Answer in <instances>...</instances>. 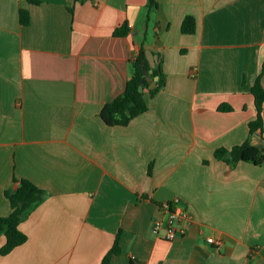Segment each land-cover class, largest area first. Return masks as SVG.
<instances>
[{"label":"crops","instance_id":"0c3cea01","mask_svg":"<svg viewBox=\"0 0 264 264\" xmlns=\"http://www.w3.org/2000/svg\"><path fill=\"white\" fill-rule=\"evenodd\" d=\"M156 1L148 21L149 0H0V217L15 180L45 192L0 264H101L119 232L111 264H264V165L215 156L244 144L257 115L264 0ZM141 48L152 65L161 56L165 86L151 97L154 79L148 111L107 126ZM166 203L192 215L174 241L153 230Z\"/></svg>","mask_w":264,"mask_h":264},{"label":"trees","instance_id":"16d2710c","mask_svg":"<svg viewBox=\"0 0 264 264\" xmlns=\"http://www.w3.org/2000/svg\"><path fill=\"white\" fill-rule=\"evenodd\" d=\"M33 5H38L40 0H28ZM156 0H149L147 20H150L151 11L157 9ZM20 23L27 26L30 23L27 11H20ZM129 26L124 23L113 33L115 37H125L129 34ZM196 31L195 20L187 17L182 24L184 34H194ZM154 65L149 61L145 51L141 48L134 61L131 63V76L126 84L125 91L112 102L108 103L101 112V118L107 126H127L136 117L148 111V105L145 100V92L140 93L139 88L144 91L149 89L153 80L158 77L156 88L149 90L151 97H154L164 86L166 77L163 73L162 58L156 55ZM264 65L262 73L255 80L251 94L255 100L257 110L256 118L249 122L248 140L231 150L218 149L215 156L218 160L224 161L231 166H236L239 162L251 163L256 166L264 165V144L258 148L251 144V139L261 130L263 134L264 127ZM219 111L230 112L232 108L229 105L220 106ZM264 141L263 136L261 137ZM15 187L5 192L10 206L11 213L6 217H0V236L6 239L5 245L1 248L0 254L7 256L16 248L27 242V236L20 230V224L27 218L30 211L42 202L45 198V192L27 180L16 181ZM120 233L117 235L113 248L103 258L101 264H111L114 256L121 254Z\"/></svg>","mask_w":264,"mask_h":264},{"label":"built area","instance_id":"2783aa9c","mask_svg":"<svg viewBox=\"0 0 264 264\" xmlns=\"http://www.w3.org/2000/svg\"><path fill=\"white\" fill-rule=\"evenodd\" d=\"M165 213L163 219L153 221L155 233L163 232L162 238L167 241H174L186 233L187 226L192 222L191 213L175 204L166 203L162 206ZM207 242L214 246H221V239L208 238Z\"/></svg>","mask_w":264,"mask_h":264},{"label":"water","instance_id":"95a60500","mask_svg":"<svg viewBox=\"0 0 264 264\" xmlns=\"http://www.w3.org/2000/svg\"><path fill=\"white\" fill-rule=\"evenodd\" d=\"M157 81H158V77L155 78V82H157ZM154 87H155V83L152 84V88H154ZM139 92L143 93L144 92V88L140 87L139 88ZM255 138L258 140V143H255L254 146H256L258 148H262L263 144H264V141L261 138V130H258V132L255 134Z\"/></svg>","mask_w":264,"mask_h":264}]
</instances>
